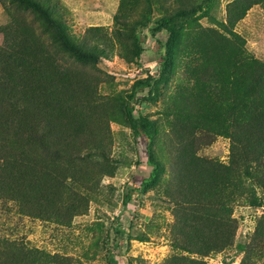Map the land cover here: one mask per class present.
Here are the masks:
<instances>
[{"label": "rangeland", "instance_id": "rangeland-1", "mask_svg": "<svg viewBox=\"0 0 264 264\" xmlns=\"http://www.w3.org/2000/svg\"><path fill=\"white\" fill-rule=\"evenodd\" d=\"M35 1L47 6L52 17L59 15L74 40L83 38L97 55L94 66L87 65L83 71L103 80L99 93L104 99L102 106L92 107L95 115L90 122L92 134H88L91 142L99 136L102 144L87 153L97 160L93 178L82 181L78 175L69 176V187L56 214L38 215L28 204L0 195V264H112L109 248L118 223L127 234L128 242H123L124 249L126 243L130 245L126 253L130 264H264V185L256 179L263 178L264 172L243 178L241 186V177L231 176L227 168L232 156L227 120L233 116L229 112L233 107L240 119L243 104L239 97L218 105L213 91V82L225 80L223 75L216 77L215 63L224 66L225 59L230 61L234 53L239 76L247 66L239 48L224 53L220 42L199 39L202 28L224 32L220 23L227 21L229 3L236 0H218L209 16L187 27L177 49V62L161 85L158 101L136 103L137 119L147 116L156 121L154 158L162 163L163 173L126 206L123 199L134 183L133 175L148 177L152 167L147 163V141L144 136L135 137L121 100L135 80L158 74L153 71L155 65L160 69L147 29H143L141 64L135 62L131 32L139 21L170 12V0H151L152 7L146 0H131L117 33L120 38L114 33L120 0ZM6 5L12 12L0 1V44L4 39L1 27L16 15L26 13L29 21L36 23L33 13L10 0ZM234 7L236 10L238 5ZM231 26L239 35L233 37L235 44L245 42L249 54L264 62V0ZM157 37L165 41L168 32L163 30ZM209 139L213 141L207 144ZM263 149L264 141L260 151ZM196 158H208L220 166L207 167ZM242 163L244 160L241 167ZM232 181L237 190L231 189ZM199 200L208 207L197 209ZM177 217L182 225L175 228ZM231 219L235 222L228 240ZM214 221L218 222L216 228ZM119 260L128 264L124 256Z\"/></svg>", "mask_w": 264, "mask_h": 264}, {"label": "trees", "instance_id": "trees-1", "mask_svg": "<svg viewBox=\"0 0 264 264\" xmlns=\"http://www.w3.org/2000/svg\"><path fill=\"white\" fill-rule=\"evenodd\" d=\"M0 1L9 13L12 12L6 5L8 0ZM10 1L27 13H33L36 23L30 22L27 14L22 13L1 27L4 39L0 44V195L28 204L29 210L38 215L56 214V210H61L62 195L69 187L68 177L78 175V179L89 181L94 176L97 160L88 157L87 153L99 148L102 139L94 136L93 140L96 141L91 142L88 134H92L90 122L95 115H92V107L96 110L102 106L104 99L99 93L103 80L96 74L83 71L87 65L94 66L98 61L97 55L86 47L83 38L74 40L59 15L56 16L58 18L52 17L47 6L35 0ZM47 1L50 3L51 0ZM52 1L58 3V0ZM146 1L152 7V1ZM217 1L170 0V12L165 11L160 18H151L147 22L139 21L132 29L135 62L141 64L145 50L143 29H147L151 36V47L160 61V69L156 75L148 74L135 80L121 100L135 137L144 136L147 141V163L152 167L148 177L133 175L134 183L125 192L124 206L135 194L146 192L163 173L162 163L154 158L156 121L147 116L137 119L134 115L136 103L141 100L150 104L158 101L161 85L168 80V72L177 62V49L184 31L188 26L198 24L202 17L209 16L211 10L218 6ZM259 2L261 0L230 2L227 21L220 23L224 32L213 27L202 28L199 36L204 41L210 38L220 42V49L224 53H232L239 48L238 54L247 66L245 73L239 76L235 70L234 53L230 54V61L225 59L224 66L220 67L218 63L212 66L216 77L222 78L223 75L225 79L213 82L214 102L219 105L232 99L240 100V97L243 104L241 118L236 117L238 112L233 107V110L229 109L233 116L227 120L231 130L232 153L227 168L231 170L233 178H242L238 184L240 186L244 184L243 178L264 172V149L260 151L264 141V62L249 54L245 42L235 44L233 37L239 35L231 25ZM128 4H131V0H120L119 13L115 15L114 33L119 38L117 33L121 32L120 24ZM234 5H238L236 10ZM42 24L46 26L45 29ZM163 30L168 32L165 41L157 37ZM207 137L211 138V135ZM245 140L249 143L246 144ZM212 141L209 139L206 143ZM59 142L63 145L57 146ZM246 148H250L249 151L245 152ZM196 159L207 167L218 165L208 158ZM245 160L249 162L247 165ZM98 168L100 172L103 170ZM256 179L264 185V177ZM136 183L139 187H135ZM238 185L232 181L230 187L234 191ZM208 205L204 200L196 203L197 209ZM51 206L55 209H51ZM230 222L228 240L231 239L235 220L231 219ZM183 223L190 226L188 221ZM214 223L216 228L218 222ZM181 225L182 221L177 217L174 227ZM193 228L197 230V225ZM114 230L109 260L112 264H121L119 258L124 256L130 264V258L126 256L130 245L126 243L124 249L123 242H128L126 231L120 223ZM198 240L196 238V242ZM183 248L190 247L183 245Z\"/></svg>", "mask_w": 264, "mask_h": 264}, {"label": "water", "instance_id": "water-1", "mask_svg": "<svg viewBox=\"0 0 264 264\" xmlns=\"http://www.w3.org/2000/svg\"><path fill=\"white\" fill-rule=\"evenodd\" d=\"M153 71H154V73H157L159 71V65H155Z\"/></svg>", "mask_w": 264, "mask_h": 264}]
</instances>
